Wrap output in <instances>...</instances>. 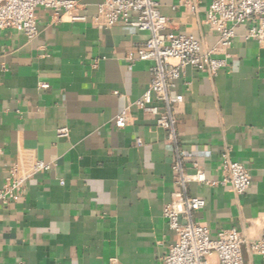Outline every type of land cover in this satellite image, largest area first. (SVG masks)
<instances>
[{
  "label": "crops",
  "instance_id": "0c3cea01",
  "mask_svg": "<svg viewBox=\"0 0 264 264\" xmlns=\"http://www.w3.org/2000/svg\"><path fill=\"white\" fill-rule=\"evenodd\" d=\"M76 1L91 19L103 0ZM156 1L170 29L193 36L202 53L216 44L204 24L214 0ZM185 2H198V11ZM36 17L32 41L0 30V188L14 168L24 189L0 206V264H162L176 237L161 213L181 192L173 144L134 105L150 82L152 62L135 60L149 34L57 21L42 9ZM235 33L226 69L210 76L188 68L177 83V147L189 174L194 162L219 181L224 150L248 170L242 196L195 183L187 196L205 202L195 220L212 236L231 228L242 236L243 264H264L247 246L264 237V48L243 39L244 26ZM125 109L130 120L118 130ZM39 161L50 169L33 173ZM206 264L220 263L213 254Z\"/></svg>",
  "mask_w": 264,
  "mask_h": 264
},
{
  "label": "built area",
  "instance_id": "2783aa9c",
  "mask_svg": "<svg viewBox=\"0 0 264 264\" xmlns=\"http://www.w3.org/2000/svg\"><path fill=\"white\" fill-rule=\"evenodd\" d=\"M183 6L196 13L198 2H185ZM49 11L57 21L90 22L100 29L122 24L149 34L148 39L136 51V61H150V82L147 91L135 102L137 110L155 119L157 128L167 134V141L174 146V185L180 194L162 210V217L176 237L169 246L162 264H206V258L215 254L220 264H243L242 236L233 228L217 231L214 236L200 226L195 215L204 209L202 199L187 196V185L195 183L207 187H230L237 196H242L250 187L248 170L231 159L228 150L221 152L219 168L221 179L208 180L194 162L188 166L194 171H185V154L177 147L175 108L183 102V95L175 92L177 83L186 69L215 76L228 67L227 50L236 37L235 30L245 27L243 39L264 48V0H214L205 10L204 24L217 37L216 44L202 53L200 43L191 35L176 33L170 29L171 21L159 12L156 0H103L96 14L88 19L80 14L82 6L76 0H0V30L16 29L28 41L39 33L36 12ZM47 88L46 84L40 86ZM154 101L160 104L157 106ZM127 109L114 119V126L121 130L129 123ZM58 137H66L68 130L61 128ZM138 144L140 142L138 141ZM50 166L37 162L33 173L45 172ZM24 192L22 183L12 168L0 188V206L17 202ZM249 250L264 259V237L247 245Z\"/></svg>",
  "mask_w": 264,
  "mask_h": 264
}]
</instances>
